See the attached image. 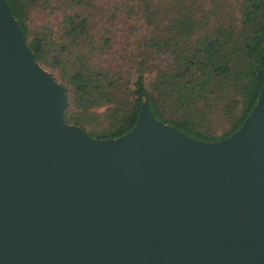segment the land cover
I'll list each match as a JSON object with an SVG mask.
<instances>
[{
    "label": "water",
    "instance_id": "obj_1",
    "mask_svg": "<svg viewBox=\"0 0 264 264\" xmlns=\"http://www.w3.org/2000/svg\"><path fill=\"white\" fill-rule=\"evenodd\" d=\"M65 104L0 0V264H264V77L216 141L146 105L99 139Z\"/></svg>",
    "mask_w": 264,
    "mask_h": 264
},
{
    "label": "trees",
    "instance_id": "obj_2",
    "mask_svg": "<svg viewBox=\"0 0 264 264\" xmlns=\"http://www.w3.org/2000/svg\"><path fill=\"white\" fill-rule=\"evenodd\" d=\"M5 2L34 60L65 91L64 122L90 136L123 135L146 105L184 135L216 141L259 93L264 0Z\"/></svg>",
    "mask_w": 264,
    "mask_h": 264
},
{
    "label": "rangeland",
    "instance_id": "obj_3",
    "mask_svg": "<svg viewBox=\"0 0 264 264\" xmlns=\"http://www.w3.org/2000/svg\"><path fill=\"white\" fill-rule=\"evenodd\" d=\"M57 20H58V15H54L52 18H51V24L52 25H55L56 24V22H57Z\"/></svg>",
    "mask_w": 264,
    "mask_h": 264
}]
</instances>
